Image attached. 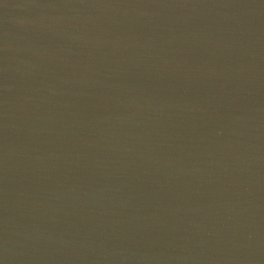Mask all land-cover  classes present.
<instances>
[{"label": "water", "instance_id": "95a60500", "mask_svg": "<svg viewBox=\"0 0 264 264\" xmlns=\"http://www.w3.org/2000/svg\"><path fill=\"white\" fill-rule=\"evenodd\" d=\"M0 264H264V0H0Z\"/></svg>", "mask_w": 264, "mask_h": 264}]
</instances>
